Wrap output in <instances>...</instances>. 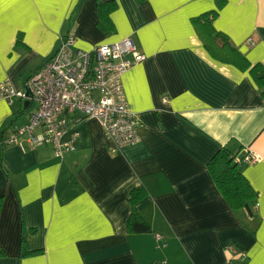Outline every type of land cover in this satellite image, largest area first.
<instances>
[{"label": "crops", "instance_id": "crops-1", "mask_svg": "<svg viewBox=\"0 0 264 264\" xmlns=\"http://www.w3.org/2000/svg\"><path fill=\"white\" fill-rule=\"evenodd\" d=\"M102 1L116 3L110 34L97 25V0H0V81L15 89L69 31L75 48L131 36L145 55L122 75L140 140L117 153L95 118L72 123L64 140L78 131L76 149L61 160L49 145L3 146L31 109L20 118L23 102L0 97V264H264V96L248 70L199 39L191 18L215 0ZM212 26L264 65V0H226ZM220 148L260 156L242 163L256 193L249 209L232 210L207 169ZM137 186L146 233L127 228Z\"/></svg>", "mask_w": 264, "mask_h": 264}, {"label": "built area", "instance_id": "built-area-1", "mask_svg": "<svg viewBox=\"0 0 264 264\" xmlns=\"http://www.w3.org/2000/svg\"><path fill=\"white\" fill-rule=\"evenodd\" d=\"M144 59L131 36L82 50L75 48V36L69 31L22 88L0 81L1 98L27 100V108L33 105L27 122L13 128L1 144L18 146L22 151L49 145L54 157L61 160L76 149L78 131L64 140L72 123L75 126L87 118L100 122L112 153L139 142L140 122L127 103L122 75ZM162 102H167L166 97H162ZM259 158L256 153L247 152L236 161L251 163ZM155 239L160 240L161 236L156 234ZM228 248L237 252L232 246ZM239 256L245 259L244 254Z\"/></svg>", "mask_w": 264, "mask_h": 264}, {"label": "trees", "instance_id": "trees-1", "mask_svg": "<svg viewBox=\"0 0 264 264\" xmlns=\"http://www.w3.org/2000/svg\"><path fill=\"white\" fill-rule=\"evenodd\" d=\"M143 1V0H138ZM226 0H215L216 9L204 12L191 18V22L196 29V33L201 40L204 48L209 54L219 61L235 65L241 70H248L254 82L262 88L264 96V65L256 63L250 65L246 59L230 45L228 37L216 31L212 22L217 16V10L220 9ZM116 9L114 1L97 0V25L99 29L110 34L114 31L113 23L110 19V13ZM243 155L239 156L238 151L230 152L226 148H220L211 157L207 163V169L222 197L232 210L250 207L256 197V193L242 174L241 160ZM129 200L132 205V211L127 219V228L131 233L150 232L149 224L134 209L135 203L146 196V190L142 186L132 187L129 190ZM2 197L0 196V209ZM31 251L28 253H36Z\"/></svg>", "mask_w": 264, "mask_h": 264}, {"label": "rangeland", "instance_id": "rangeland-1", "mask_svg": "<svg viewBox=\"0 0 264 264\" xmlns=\"http://www.w3.org/2000/svg\"><path fill=\"white\" fill-rule=\"evenodd\" d=\"M29 109H33V105H31L24 113H22L21 115H20V118H25L26 117V112L29 110Z\"/></svg>", "mask_w": 264, "mask_h": 264}, {"label": "water", "instance_id": "water-1", "mask_svg": "<svg viewBox=\"0 0 264 264\" xmlns=\"http://www.w3.org/2000/svg\"><path fill=\"white\" fill-rule=\"evenodd\" d=\"M28 101L27 100H25L24 102H23V107H24V109H26L27 108V106H28Z\"/></svg>", "mask_w": 264, "mask_h": 264}]
</instances>
